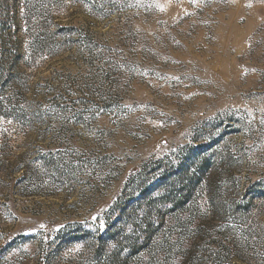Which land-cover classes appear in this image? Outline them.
Returning <instances> with one entry per match:
<instances>
[{
	"label": "rangeland",
	"instance_id": "374dc122",
	"mask_svg": "<svg viewBox=\"0 0 264 264\" xmlns=\"http://www.w3.org/2000/svg\"><path fill=\"white\" fill-rule=\"evenodd\" d=\"M0 158V264H264V0H0Z\"/></svg>",
	"mask_w": 264,
	"mask_h": 264
},
{
	"label": "trees",
	"instance_id": "16d2710c",
	"mask_svg": "<svg viewBox=\"0 0 264 264\" xmlns=\"http://www.w3.org/2000/svg\"><path fill=\"white\" fill-rule=\"evenodd\" d=\"M36 161H38V159ZM32 162L33 161L29 162V165L27 166V168L26 167L20 168V164L16 167L12 166L10 168V166L9 165L6 166L5 162L0 158V191L2 190V188L4 189L7 186L6 183L8 181H12V178H11L12 174L19 171V168H20V170L23 169V173H22V177H19L18 179L16 178V180H15L19 186L17 188V190L20 194L23 193L24 191H26L25 186H24V182L27 181L26 176H28L27 175L28 172L30 171V175L33 172L31 170L32 169V165H31ZM39 162H41V161H39ZM45 166H46V164L42 163V167H45ZM70 238L74 240L75 238H78V237H77V235H73ZM126 240H128V241L125 243L124 248H126L127 252H125L124 256H122V257L119 256L121 249L123 248L122 245L120 246L117 244L116 248L111 251L112 255L114 256L113 258H115L116 260L123 262V263H124V260H129L131 254H132L131 250L133 249V243H131L132 241H129V238H127Z\"/></svg>",
	"mask_w": 264,
	"mask_h": 264
},
{
	"label": "snow or ice",
	"instance_id": "6c2138e0",
	"mask_svg": "<svg viewBox=\"0 0 264 264\" xmlns=\"http://www.w3.org/2000/svg\"><path fill=\"white\" fill-rule=\"evenodd\" d=\"M101 227H102V225H101Z\"/></svg>",
	"mask_w": 264,
	"mask_h": 264
}]
</instances>
